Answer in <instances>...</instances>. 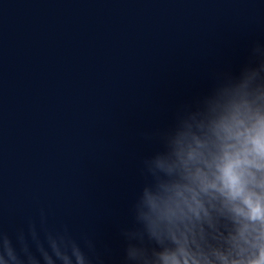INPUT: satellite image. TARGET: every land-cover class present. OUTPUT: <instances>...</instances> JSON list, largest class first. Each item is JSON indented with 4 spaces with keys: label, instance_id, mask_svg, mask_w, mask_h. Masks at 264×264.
I'll return each instance as SVG.
<instances>
[{
    "label": "water",
    "instance_id": "water-1",
    "mask_svg": "<svg viewBox=\"0 0 264 264\" xmlns=\"http://www.w3.org/2000/svg\"><path fill=\"white\" fill-rule=\"evenodd\" d=\"M246 108L264 111V0H0V264H159L173 238L218 264L230 214L189 205ZM162 183L184 199L149 223Z\"/></svg>",
    "mask_w": 264,
    "mask_h": 264
},
{
    "label": "clouds",
    "instance_id": "clouds-1",
    "mask_svg": "<svg viewBox=\"0 0 264 264\" xmlns=\"http://www.w3.org/2000/svg\"><path fill=\"white\" fill-rule=\"evenodd\" d=\"M192 158V154H188ZM157 167L166 171L162 161ZM205 172L197 168L195 179L199 191L193 192L189 210L199 216L203 209L199 195L219 198L227 208L233 231L227 238L226 253L216 252L218 264H264V111L246 108L236 111L222 125L217 152L204 162ZM184 199L183 191L162 183L156 191L145 190V218H171L173 206ZM174 251L159 254V264H208L190 255L185 244L173 238Z\"/></svg>",
    "mask_w": 264,
    "mask_h": 264
}]
</instances>
